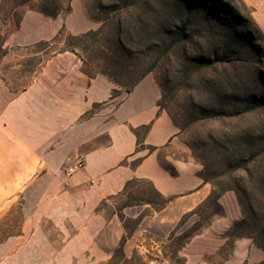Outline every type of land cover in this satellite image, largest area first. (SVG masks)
<instances>
[{"label":"rangeland","instance_id":"374dc122","mask_svg":"<svg viewBox=\"0 0 264 264\" xmlns=\"http://www.w3.org/2000/svg\"><path fill=\"white\" fill-rule=\"evenodd\" d=\"M57 9L65 13L49 18L58 33L64 27L59 41L57 33L31 46L10 44L27 13L47 17ZM70 49L88 76L102 74L119 91L151 77L160 110L178 129L169 158L192 163L211 189L182 214L142 203H160L142 179L124 197L106 199L105 218L122 221V213L125 234L135 237L138 256L126 264H224L239 239L264 251V39L241 1L0 0V79L12 92L28 88L47 60ZM106 142L99 137L83 150ZM20 222L21 213L12 212L6 236Z\"/></svg>","mask_w":264,"mask_h":264},{"label":"crops","instance_id":"0c3cea01","mask_svg":"<svg viewBox=\"0 0 264 264\" xmlns=\"http://www.w3.org/2000/svg\"><path fill=\"white\" fill-rule=\"evenodd\" d=\"M240 1L264 39V0ZM59 28L56 19L30 12L10 44L50 40ZM161 96L149 76L129 92L102 74L88 76L74 52L47 60L21 92L0 79V264L108 262L125 228L116 216L106 219L100 205L133 179L149 181L172 199L162 212H189L208 198L211 189L196 167L167 154L178 143V129L160 110ZM136 130L144 133L141 144ZM102 136L105 144L83 150ZM75 156L85 159V169L67 177L65 159ZM14 211L21 213L19 230L6 236V219ZM134 238L124 246L127 257L135 252ZM263 261L264 251L239 239L224 264Z\"/></svg>","mask_w":264,"mask_h":264},{"label":"trees","instance_id":"16d2710c","mask_svg":"<svg viewBox=\"0 0 264 264\" xmlns=\"http://www.w3.org/2000/svg\"><path fill=\"white\" fill-rule=\"evenodd\" d=\"M69 11H70V8L67 9L66 12H69ZM64 13L65 12H62V11H60L58 9L57 10H54L52 12H44V14L47 17H51V18H57L60 14H64ZM5 22H6V20H5ZM20 24H21V22H20ZM20 24H19V26H20ZM64 34H65V30H64V27H63L59 31V33L56 35V37L53 39V42L59 41L64 36ZM70 50H71V52H74L73 49H70ZM129 91L130 90H128V92ZM115 93H117V91ZM146 130H147V128L145 129V132H146ZM135 133L138 136L139 144H141L142 141L140 140V131L136 130ZM139 162H140V159L134 161L133 162L134 164H132V165L133 166H136L137 164H139ZM127 163H128V160L124 161L123 165H126ZM136 180L137 179H133V180L128 181L127 184H126V186H125V188H124V190L120 194H118L117 196L118 197H124L127 194L128 190L130 189L131 185ZM154 191H155V194L157 195V197L159 198L160 203H158L156 201H153V200H151L149 198L143 199V200H141V202L144 203V204L149 205L155 212H157V211L163 210L171 202L172 199L171 198H166V197L162 196L155 189H154ZM133 205L134 204H132V203H125L124 204V208L131 207ZM119 216H120V219L122 220V222L125 223V217H124V215H122V213H119ZM130 236H131L130 233H128L127 230H126V234L122 238V240L120 242V245L118 246V248L115 251V253H114L113 257L111 258V260L108 261V264H119V263H114L118 257H120V259H121L120 261L122 263H124V264L130 263V262L131 263H134V260H135L136 256H138L137 255V252H135V254L132 256V258H127L125 256V253H124V246H125V244H126V242H127V240L129 239ZM259 264H264V261L261 262V263H259Z\"/></svg>","mask_w":264,"mask_h":264},{"label":"built area","instance_id":"2783aa9c","mask_svg":"<svg viewBox=\"0 0 264 264\" xmlns=\"http://www.w3.org/2000/svg\"><path fill=\"white\" fill-rule=\"evenodd\" d=\"M65 174L71 177L85 169V159L82 156L67 157L65 159Z\"/></svg>","mask_w":264,"mask_h":264}]
</instances>
